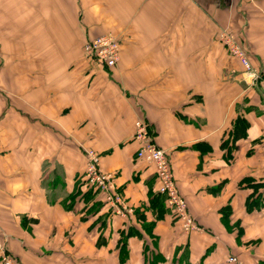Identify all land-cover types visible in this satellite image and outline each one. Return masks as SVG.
<instances>
[{"label":"crops","instance_id":"crops-1","mask_svg":"<svg viewBox=\"0 0 264 264\" xmlns=\"http://www.w3.org/2000/svg\"><path fill=\"white\" fill-rule=\"evenodd\" d=\"M221 32L240 38L264 78V0H0V241L16 264H120L130 226L143 237L127 240L123 264H144L153 247L135 211L155 220L159 183L135 160L138 122L168 154L199 227L185 234L170 213L157 221L162 264L184 251L189 264L264 260V206L247 213L252 189L241 186L264 183V94L244 82ZM103 35L120 41L109 71L84 60L85 41ZM237 118L249 127L227 162L221 143ZM89 150L130 212L64 207Z\"/></svg>","mask_w":264,"mask_h":264},{"label":"built area","instance_id":"built-area-1","mask_svg":"<svg viewBox=\"0 0 264 264\" xmlns=\"http://www.w3.org/2000/svg\"><path fill=\"white\" fill-rule=\"evenodd\" d=\"M218 40L227 51L228 56L235 59L243 68L244 82L250 86L257 84L264 94V78L251 66L249 55L244 49L241 40L226 32H221ZM119 49L120 41L115 36H99L84 43V59L94 67L109 71L114 69L119 62ZM133 139L138 143V149L135 154L136 161L153 167L156 181L159 183V194L165 198L167 207L175 215L182 231L185 234L198 231L199 227L190 215L187 203L176 186L168 154L155 144L145 123H136ZM86 160V169L83 177L88 185L104 195L106 204L112 207L115 214L130 212L113 184V177L100 171L98 153L93 150L87 151ZM229 262H235V259L231 258ZM0 264H16L14 258L6 251V247L1 241Z\"/></svg>","mask_w":264,"mask_h":264},{"label":"trees","instance_id":"trees-1","mask_svg":"<svg viewBox=\"0 0 264 264\" xmlns=\"http://www.w3.org/2000/svg\"><path fill=\"white\" fill-rule=\"evenodd\" d=\"M86 42V41H85ZM84 45V44H83ZM85 60V59H84ZM249 127L248 122L243 118H237L233 125L232 129L228 133L225 139H223L221 143V149L225 151V159L227 162L232 160L233 153L237 149V142L246 137V132ZM152 136L154 135L149 132ZM136 160V159H135ZM84 176V175H83ZM154 178L156 179L155 175ZM59 180L54 181V186L57 185ZM53 183V182H52ZM241 186L244 188L252 189V194L248 197L245 202V209L247 213H251L254 211H259L264 206V183H256L251 179H246L241 183ZM99 199V200H98ZM149 203L147 209H150L155 214V220L153 222H146L143 211L136 210L135 215L137 220L141 223V229L145 235H147L150 240L153 249L157 248V239L152 234V230L157 221L163 219L165 214H171L172 219L175 223H177V219L175 215L171 212V210L167 207L165 198L158 194L150 193ZM76 203H81L84 205V214L87 215H96L100 212L101 209L106 206V202L104 199V195L100 193L97 189L90 187L88 183L81 178L76 182V187L73 192L63 200L64 207L71 211ZM221 214V224L226 229H228L230 217L232 214L231 207L229 205L223 207L220 210ZM111 213H107V216H110ZM238 238L243 233V230L237 225ZM142 238V234H140L133 227H128L126 231L120 232V239L118 241V251H119V263L123 264L126 262L128 257L127 251V240L131 237ZM106 242L101 239L98 241V245L104 246ZM149 249L147 246H144V264H162L165 262V259L159 253H156L155 250ZM203 259L199 264H202ZM172 264H189L187 261V257L185 255V251L182 253L178 259H173ZM258 264H264V260L259 261Z\"/></svg>","mask_w":264,"mask_h":264},{"label":"rangeland","instance_id":"rangeland-1","mask_svg":"<svg viewBox=\"0 0 264 264\" xmlns=\"http://www.w3.org/2000/svg\"><path fill=\"white\" fill-rule=\"evenodd\" d=\"M238 40H240V38H238ZM242 42V41H241ZM235 262H236V259H235Z\"/></svg>","mask_w":264,"mask_h":264}]
</instances>
